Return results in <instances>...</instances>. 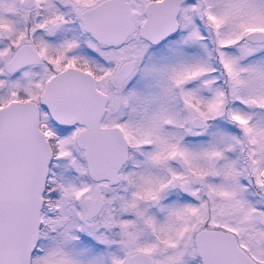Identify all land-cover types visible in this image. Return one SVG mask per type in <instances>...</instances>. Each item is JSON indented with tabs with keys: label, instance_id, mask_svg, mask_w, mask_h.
Masks as SVG:
<instances>
[{
	"label": "snow or ice",
	"instance_id": "1",
	"mask_svg": "<svg viewBox=\"0 0 264 264\" xmlns=\"http://www.w3.org/2000/svg\"><path fill=\"white\" fill-rule=\"evenodd\" d=\"M0 264H264V0H0Z\"/></svg>",
	"mask_w": 264,
	"mask_h": 264
}]
</instances>
